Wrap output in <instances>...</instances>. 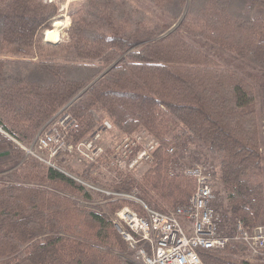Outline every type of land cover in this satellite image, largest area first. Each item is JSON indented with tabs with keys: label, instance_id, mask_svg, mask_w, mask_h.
I'll return each mask as SVG.
<instances>
[{
	"label": "trees",
	"instance_id": "obj_1",
	"mask_svg": "<svg viewBox=\"0 0 264 264\" xmlns=\"http://www.w3.org/2000/svg\"><path fill=\"white\" fill-rule=\"evenodd\" d=\"M144 1L160 17L132 0H82L70 9L67 39L53 43L45 33L61 23L58 2L0 0V124L28 144L69 103L73 143L106 115L125 132L145 127L161 141L157 165L144 174L148 205L151 190L174 205L190 199L193 182L168 173V145L200 142L218 160L213 187L225 190L232 216L253 227L264 219V153L253 106L260 87L264 122V78L223 64L190 35L264 74V0ZM0 141L10 144L12 166L20 162L0 174V264H126L118 252L127 242L112 213L53 186L82 198L100 191L27 155L11 137L0 133ZM94 170L82 175L122 189L94 180ZM128 201L110 200L109 211L134 204ZM238 245L197 251L205 264H264L237 257Z\"/></svg>",
	"mask_w": 264,
	"mask_h": 264
},
{
	"label": "built area",
	"instance_id": "obj_2",
	"mask_svg": "<svg viewBox=\"0 0 264 264\" xmlns=\"http://www.w3.org/2000/svg\"><path fill=\"white\" fill-rule=\"evenodd\" d=\"M76 121L73 114L65 113L47 125L31 143L11 138L27 155L73 177L75 175L58 163V158L68 153H74L80 163L93 164L106 158L110 165L132 170L142 162L152 161L159 146L156 138L146 131H139L125 135L118 142L120 144L115 146V152L108 153L103 139L105 134L113 130L110 120H104L78 143H73L69 139V132ZM0 132L7 134L1 124ZM169 150L173 152L174 147ZM184 173L194 178L195 191L186 204L168 210L148 206L133 193L109 190L80 181L89 189L107 196L113 195V199H135L144 207L145 214H141L132 206L124 205L114 219L117 230L127 242L133 264H205L198 254L199 247L224 248L235 242L245 245L252 257L264 261V224L249 227L240 218H234L231 224L226 221L214 204L217 194L213 187L212 167L195 165Z\"/></svg>",
	"mask_w": 264,
	"mask_h": 264
},
{
	"label": "rangeland",
	"instance_id": "obj_3",
	"mask_svg": "<svg viewBox=\"0 0 264 264\" xmlns=\"http://www.w3.org/2000/svg\"><path fill=\"white\" fill-rule=\"evenodd\" d=\"M54 1L58 2L60 7H61L62 18H60L59 20L61 21L62 24H61L60 28H57V30H56V33L59 36L58 41H60L63 39H67V36H68L67 30H68L69 26L71 25V17L69 14L71 7L77 6L78 4H80V2L82 0H54ZM132 1L138 3L140 6L146 8L147 10H149L150 12L155 14L156 16L158 15L160 17V14L155 9L150 7L144 0H132ZM179 23H180V21H177L176 23H174L172 25V28L177 27V25ZM54 27L56 29L57 26L54 25ZM187 35H188V33H187ZM190 38H192V40H194L196 43H198L201 47L208 50L213 56H215L223 64L237 66V67H240L243 69H247V70H250L253 72H257V73L261 74L262 77L264 78V74L258 68L254 67L252 65H249L246 62L241 61L240 59L229 54L226 51H223V50H222V52L219 51L217 49V47L215 48L211 44L207 43L208 41H206L204 38L196 36V35H194V36L190 35ZM45 40H46V33H45ZM48 42H51V41H48ZM253 106L258 110V114H259V119H260V124H261V148H262V152L264 153L263 97H262L260 87H257L256 99H255ZM72 112H73L72 106L69 103H66L64 106H62L56 112V114L54 116H52L38 130V132L35 135V138L38 134H41L44 131V129L47 127V125L58 120L63 114H65V113H71L72 114ZM104 120H110L111 123L113 124V130H111L107 134H105L104 139H103V143L106 146L108 153L113 154L115 152V150H116L115 146L120 144L118 142L125 135H133L135 133H138L139 131H146L147 133H149L151 135V137H154V138H156V140H158L159 146L161 145V141H160L159 137H157L154 133H152L150 130L146 129L145 127L138 128L137 130L132 131V132H125V131H122V130L116 128L113 121L107 115L103 116V118L100 120L99 123L96 124V126L92 129V131L96 127H98ZM4 130L7 132V130L5 128H4ZM2 134L5 136H8V137H12L9 132H7V134H4V133H2ZM0 144H4V145L6 144L5 146L9 147V152H10L11 147H10L9 143L0 141ZM170 147H174L173 152H171L169 150ZM134 150H136V147H134ZM168 152L170 154V157L167 160L168 161V163H167L168 173L170 175H173V176L181 175L184 178L193 182L192 183L193 192L195 191L196 183H195L194 178L187 176L184 173V171L186 169H188L189 167L195 166V165H204V166L212 167V169L214 170V174L218 171V168H219L218 160H216L214 158V156L210 153V151L206 148V146H203L200 142H190V141H180V140L174 141L168 145ZM134 153H135V151L133 152V154ZM13 159L14 158L12 155L8 158L0 157V174L2 172L4 173L5 171H7V168L10 166H11L10 169H12V170L19 168L18 166L20 165V162H17L15 165L12 166V163L14 162V161H12ZM62 159L64 162H62V161L60 162V160H62ZM42 163H44V162H42ZM58 163L63 168L65 167L64 169L66 171H68L67 169L69 166L72 167V169L75 168L77 170H80V177L78 175L74 176V178L80 183H82L80 180L85 181V182L91 181V180L89 181V180L85 179L84 176L82 175L84 170H87V169L92 170L94 167H97L98 170H94L95 173L93 174L94 180H96V181H98V182H100L106 186L110 185V186H114V187L122 188V189H119V190L115 189L114 190L113 187L112 188L104 187V188L109 189V190H114V191H121L123 193H131V194L133 193L136 195V197L140 198L142 201H144L146 203L147 201L143 198V194H144V190L148 189V187L146 186V183L144 181V174L148 168H150V167L153 168L157 165V160H156L155 153H154V157H153L152 161L142 162L139 166H137V168L129 170L128 168H121V167H116L114 165H110L106 158L100 160V162L87 165V163H80V161H78L77 158L75 157L74 153H68L64 157L58 158ZM45 165H47V164H45ZM68 172L70 174H72L71 171H68ZM3 173H2V175H4ZM126 182H128V188H125L124 184ZM83 185H85V184H83ZM99 186L100 185H98V187ZM53 187L58 188V189H63V191H61V192L66 194L68 197H70L76 201H79V202L82 201V202L88 204V206H90V208H94L97 210H104V211L112 213L111 216L113 218V222H114V219L117 218V212L124 205H127V204H124L123 206H120V207L114 209L113 211H109V204H110L109 201L110 200H116V199H113V197H114L113 195L107 196V195L100 192V193H94L88 198H84V197L82 198L80 192H78V191L72 192L71 188H64V187L62 188V187H56V186H53ZM100 187H102V186H100ZM193 192H192V194H193ZM215 192L217 194V200H215L214 204L216 205L218 210L224 215V218L226 219V221L231 224L234 217L230 213L229 208L227 206L226 192L224 189H219L218 187L215 189ZM150 193L153 197V200L151 201L150 205H148V204L147 205L154 207V208H157V209L168 210V209H172V208L176 207L177 205L186 204L189 201L188 200L187 202H181V203H177L176 205H174L175 203L174 204L168 203V202L160 199L154 191L151 190ZM118 200H129L128 201L129 203L132 202L134 204L133 205L128 204V205L132 206L135 209L138 208V205L142 206V204L140 202H137L135 199H118ZM108 202H109V204H108ZM142 208H144V207L142 206ZM257 224H264V219H260L259 222L256 223V225ZM229 244L234 245V243H232V244L229 243ZM236 244H240V243H236ZM241 245L242 244H240V246ZM244 246L245 245H242L241 247H239V245H238L239 249H238V252L236 253V256L241 258V259H245L247 261H250L252 263H260V261L258 259L251 256V253L248 251L247 247L245 246V248H244ZM118 253H120L122 261L124 263L133 264L132 258H131V252L129 251V249L127 251L118 252ZM18 264H32V263L28 259H23Z\"/></svg>",
	"mask_w": 264,
	"mask_h": 264
},
{
	"label": "bare ground",
	"instance_id": "obj_4",
	"mask_svg": "<svg viewBox=\"0 0 264 264\" xmlns=\"http://www.w3.org/2000/svg\"><path fill=\"white\" fill-rule=\"evenodd\" d=\"M62 23H59L56 27V29H52L50 31L47 32L46 34V38L49 40V41H52V42H57L59 40V36L57 35L56 33V30L57 28H60Z\"/></svg>",
	"mask_w": 264,
	"mask_h": 264
},
{
	"label": "crops",
	"instance_id": "obj_5",
	"mask_svg": "<svg viewBox=\"0 0 264 264\" xmlns=\"http://www.w3.org/2000/svg\"><path fill=\"white\" fill-rule=\"evenodd\" d=\"M5 145L4 144H0V157L8 158V157L11 156V154L9 152V147L5 146Z\"/></svg>",
	"mask_w": 264,
	"mask_h": 264
},
{
	"label": "water",
	"instance_id": "obj_6",
	"mask_svg": "<svg viewBox=\"0 0 264 264\" xmlns=\"http://www.w3.org/2000/svg\"><path fill=\"white\" fill-rule=\"evenodd\" d=\"M47 40V39H46Z\"/></svg>",
	"mask_w": 264,
	"mask_h": 264
}]
</instances>
